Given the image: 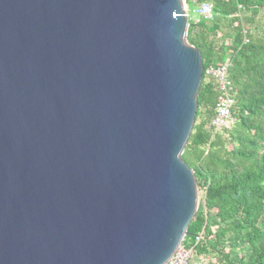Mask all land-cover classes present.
<instances>
[{
	"label": "water",
	"instance_id": "obj_1",
	"mask_svg": "<svg viewBox=\"0 0 264 264\" xmlns=\"http://www.w3.org/2000/svg\"><path fill=\"white\" fill-rule=\"evenodd\" d=\"M186 0H0V264H167L203 58Z\"/></svg>",
	"mask_w": 264,
	"mask_h": 264
},
{
	"label": "trees",
	"instance_id": "obj_2",
	"mask_svg": "<svg viewBox=\"0 0 264 264\" xmlns=\"http://www.w3.org/2000/svg\"><path fill=\"white\" fill-rule=\"evenodd\" d=\"M205 2L212 19L190 21L188 40L204 68L230 64L235 123L212 127L220 90L204 76L182 155L204 196L182 244L207 264H264V0H186L190 11Z\"/></svg>",
	"mask_w": 264,
	"mask_h": 264
},
{
	"label": "built area",
	"instance_id": "obj_3",
	"mask_svg": "<svg viewBox=\"0 0 264 264\" xmlns=\"http://www.w3.org/2000/svg\"><path fill=\"white\" fill-rule=\"evenodd\" d=\"M190 21L198 23L201 17L212 19V5L208 2L202 3L201 6L194 11H188ZM230 64H222L219 66L211 65L204 68V76L214 78L218 84L220 94L215 106V117L212 121V127L215 131L222 129H230L234 123L233 115L234 86L228 78V69ZM203 240V234H199L196 238V243ZM197 258V261L194 258ZM208 257L197 255L194 246H186L181 244L172 258L167 264H207Z\"/></svg>",
	"mask_w": 264,
	"mask_h": 264
},
{
	"label": "rangeland",
	"instance_id": "obj_4",
	"mask_svg": "<svg viewBox=\"0 0 264 264\" xmlns=\"http://www.w3.org/2000/svg\"><path fill=\"white\" fill-rule=\"evenodd\" d=\"M198 195H199V201H200V199L204 196V194L202 192H200V190H199ZM194 260L197 261V258L195 257Z\"/></svg>",
	"mask_w": 264,
	"mask_h": 264
}]
</instances>
